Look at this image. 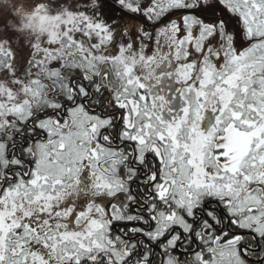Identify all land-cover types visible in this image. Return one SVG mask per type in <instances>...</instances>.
<instances>
[{
  "label": "snow or ice",
  "instance_id": "1",
  "mask_svg": "<svg viewBox=\"0 0 264 264\" xmlns=\"http://www.w3.org/2000/svg\"><path fill=\"white\" fill-rule=\"evenodd\" d=\"M0 264H264V0H0Z\"/></svg>",
  "mask_w": 264,
  "mask_h": 264
}]
</instances>
